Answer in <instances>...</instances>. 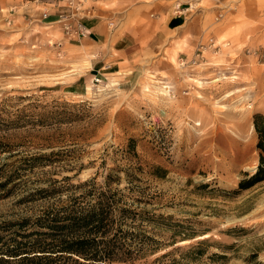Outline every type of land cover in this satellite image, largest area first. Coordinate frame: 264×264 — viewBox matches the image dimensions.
I'll list each match as a JSON object with an SVG mask.
<instances>
[{
    "label": "rangeland",
    "instance_id": "obj_1",
    "mask_svg": "<svg viewBox=\"0 0 264 264\" xmlns=\"http://www.w3.org/2000/svg\"><path fill=\"white\" fill-rule=\"evenodd\" d=\"M35 1L0 0V182L14 179L0 250L30 240L21 222L52 203L27 199L37 189L119 168V187L128 175L168 216L154 234L166 245L131 264H264V180L235 192L258 164L264 0L85 1L84 25H103L95 44L31 16ZM145 35L162 45L123 55L122 38ZM99 59L105 79L80 78Z\"/></svg>",
    "mask_w": 264,
    "mask_h": 264
},
{
    "label": "trees",
    "instance_id": "obj_2",
    "mask_svg": "<svg viewBox=\"0 0 264 264\" xmlns=\"http://www.w3.org/2000/svg\"><path fill=\"white\" fill-rule=\"evenodd\" d=\"M252 118L257 136V170L252 175L246 174L247 178L239 181L235 192L264 180V114H255ZM154 170L159 178H164L167 172L160 167ZM110 171L100 184L95 182L96 176L77 184L69 183L67 177L29 195L27 199L37 196L52 199V203L34 220L21 222V227L33 228L25 235L30 240L12 249L0 250V264H131L165 246L154 234L168 216L148 208L151 199L138 185H131L128 175L126 185L119 187V168ZM11 179L8 176L0 182V193L12 192V187H8L14 181ZM174 240L170 245L175 244Z\"/></svg>",
    "mask_w": 264,
    "mask_h": 264
},
{
    "label": "crops",
    "instance_id": "obj_3",
    "mask_svg": "<svg viewBox=\"0 0 264 264\" xmlns=\"http://www.w3.org/2000/svg\"><path fill=\"white\" fill-rule=\"evenodd\" d=\"M99 1L100 2H106L108 0H99ZM129 1H131V0H116V3L118 5H119V3H126L127 4ZM35 2H36L35 7H32L30 9L29 14L31 16H34L35 18H37L39 20L42 18V12L45 10H49L50 14H49V17L47 19L50 21H47L46 23L54 22L56 19V12L58 11L57 9L61 5V2H58L57 0H36ZM92 5H90L88 7H90V9H91L93 7ZM63 11H65V9H63L61 12H63ZM177 12H179V11H177ZM180 12H182V11H180ZM91 18L92 17L87 18V19H91ZM169 20L170 21L172 20L173 25H177L180 22V17L179 16H177V17L170 16ZM52 24H55V23H52ZM86 28L88 30V35L85 38L80 39V40H84V41L88 42L89 44H95L97 42L96 39L98 40V37L103 30L102 22L97 21V20L96 21H92V20L89 21L88 20ZM146 37H147V35L142 37L143 38L142 40H145V41H143V44L141 41L136 40V39H132L130 37L129 38H127V37L122 38L121 41H124V44L119 46V48H122L123 55L128 56L129 54L133 53L135 51V49H134L135 45H138V48H140V49L150 48V47L159 48L162 45V39L159 36H157L155 38L150 37L148 39H146ZM132 40H135V41L131 42ZM143 45H145V47ZM100 63H101L100 59L97 60L96 62H94L93 65L91 66V68L89 69L88 73L87 72L83 73L80 76V78L82 77L83 79H87V80L92 79V82H93L94 78L98 77L99 80L102 82V79H105L106 74L102 72V70H101L102 69L101 68L102 63L101 64Z\"/></svg>",
    "mask_w": 264,
    "mask_h": 264
},
{
    "label": "built area",
    "instance_id": "obj_4",
    "mask_svg": "<svg viewBox=\"0 0 264 264\" xmlns=\"http://www.w3.org/2000/svg\"><path fill=\"white\" fill-rule=\"evenodd\" d=\"M63 1H65L64 7L67 10L60 12L59 9L61 6H59V8L57 9L58 11L56 12V19L52 23L61 26V32L66 38L80 41V39H83L88 35V30L86 28V25H84V19L86 15L91 16V11L89 10L90 7H84L83 4L85 3V1L94 4L99 0H63ZM49 14L50 13L48 12V10L43 11L42 20L46 21L47 18L49 17ZM201 49L203 48L201 47ZM200 51L201 50H199V52L196 53L197 56H201ZM98 82H100L99 78L98 77L94 78L93 83L97 84Z\"/></svg>",
    "mask_w": 264,
    "mask_h": 264
}]
</instances>
